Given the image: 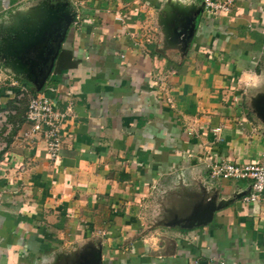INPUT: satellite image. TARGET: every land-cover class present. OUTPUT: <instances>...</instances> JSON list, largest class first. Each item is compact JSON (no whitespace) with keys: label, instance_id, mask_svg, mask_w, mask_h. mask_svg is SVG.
<instances>
[{"label":"crops","instance_id":"crops-1","mask_svg":"<svg viewBox=\"0 0 264 264\" xmlns=\"http://www.w3.org/2000/svg\"><path fill=\"white\" fill-rule=\"evenodd\" d=\"M244 71L264 78V0H0V264H264V193L210 174L264 160ZM42 92L71 109L53 160L21 138Z\"/></svg>","mask_w":264,"mask_h":264},{"label":"built area","instance_id":"built-area-1","mask_svg":"<svg viewBox=\"0 0 264 264\" xmlns=\"http://www.w3.org/2000/svg\"><path fill=\"white\" fill-rule=\"evenodd\" d=\"M200 2L202 13L208 18H214L230 13L235 0H200ZM47 91L50 94L55 92L53 89ZM18 95V100L24 98L26 90L21 88ZM27 98L24 122L28 125V129L23 132L21 138L24 141L32 142L38 137L44 143L49 158L53 160L57 158L61 148L64 125L71 116L70 106L59 109L57 99L44 92L27 96ZM15 113V109L0 111V154L7 148L6 139L15 127L9 122V117L14 116ZM210 174L213 178L224 181L250 180L249 193L244 201L255 205L261 200L264 193V160L260 163L242 166L223 161L212 166Z\"/></svg>","mask_w":264,"mask_h":264},{"label":"water","instance_id":"water-1","mask_svg":"<svg viewBox=\"0 0 264 264\" xmlns=\"http://www.w3.org/2000/svg\"><path fill=\"white\" fill-rule=\"evenodd\" d=\"M202 12V9H201ZM67 24H62L61 29H63L65 31V29L69 26V22H66ZM66 25V27H65ZM60 29V30H61ZM57 31L59 30L56 29ZM60 41H61V35H59V33H57V35L55 36V38L52 40L55 52L53 54V56L50 59V63L52 66L53 60L56 57V53L57 50L59 49V45H60ZM254 106L257 110L258 115L262 116L264 119V95L259 96V98L257 100H255L254 102ZM213 212L214 209L213 208H207L205 211V215L203 216L202 220H200L199 222H197V226H205L206 224H208L209 222H211L212 216H213ZM85 264H101V256H100V252L97 251L96 254H90L86 257V263Z\"/></svg>","mask_w":264,"mask_h":264},{"label":"clouds","instance_id":"clouds-1","mask_svg":"<svg viewBox=\"0 0 264 264\" xmlns=\"http://www.w3.org/2000/svg\"><path fill=\"white\" fill-rule=\"evenodd\" d=\"M242 78L247 87H260L264 85V78H261L250 71H244L242 73Z\"/></svg>","mask_w":264,"mask_h":264},{"label":"rangeland","instance_id":"rangeland-1","mask_svg":"<svg viewBox=\"0 0 264 264\" xmlns=\"http://www.w3.org/2000/svg\"><path fill=\"white\" fill-rule=\"evenodd\" d=\"M258 98H259V96H250L251 107L253 108L254 111H256V113H257V110H256V108H255V106H254V102H255V100H257Z\"/></svg>","mask_w":264,"mask_h":264}]
</instances>
